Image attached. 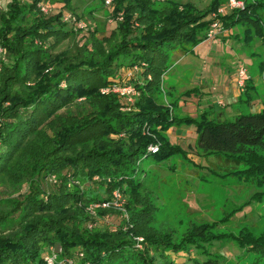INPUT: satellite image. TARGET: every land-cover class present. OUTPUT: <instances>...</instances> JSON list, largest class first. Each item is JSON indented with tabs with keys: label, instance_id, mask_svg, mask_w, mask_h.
Here are the masks:
<instances>
[{
	"label": "trees",
	"instance_id": "16d2710c",
	"mask_svg": "<svg viewBox=\"0 0 264 264\" xmlns=\"http://www.w3.org/2000/svg\"><path fill=\"white\" fill-rule=\"evenodd\" d=\"M38 1L8 0L0 8L5 52L0 57V264H46L42 256L49 247L55 248L53 264H159L163 250L190 249L221 237L210 229L216 221L190 223L178 235L154 226L155 203L143 178L134 174L148 154L156 161L173 154L187 157L165 132L190 124L196 151L241 163L236 171L264 180V106L231 119L208 109L180 114L174 111L177 95L166 99L162 83L174 51L191 52L204 39L236 37L232 28L240 23L245 37L251 32L264 45V0H243L241 7L221 13L216 8L223 0L200 8L190 0H100L97 6L103 11L106 5V16L114 22L100 36L102 24L73 28L60 19L70 0L46 15ZM213 20L220 29L208 37ZM82 29L86 35L78 40ZM64 40L67 44L59 47ZM249 80L242 88L247 103L254 98ZM112 84H131L138 93L128 101L125 94L100 91ZM181 94L196 95L198 87ZM77 99L86 107L73 112L69 106ZM153 142L158 149L151 153L146 146ZM49 174L56 183L45 180ZM69 179L80 185H67ZM115 188L124 196L127 219L114 206L88 207L109 200ZM112 212L120 215L117 224L95 222ZM233 237L264 259V230L253 234L243 227ZM188 264L220 263L207 257Z\"/></svg>",
	"mask_w": 264,
	"mask_h": 264
},
{
	"label": "rangeland",
	"instance_id": "374dc122",
	"mask_svg": "<svg viewBox=\"0 0 264 264\" xmlns=\"http://www.w3.org/2000/svg\"><path fill=\"white\" fill-rule=\"evenodd\" d=\"M7 1L0 0V8H4ZM62 1L50 0L49 4L54 12L62 7ZM190 1L200 8L209 0ZM69 2V7L61 8L63 11H72L73 15L79 16L85 24H88L87 27L101 26L102 24L101 32H97L98 36L109 33L114 22L106 16V5H104L105 10L103 11L101 6H97L100 5V0H70ZM95 4L97 8L89 13L85 12L87 6ZM232 29L237 31V36L230 37L231 46H227L224 49V55L219 57L220 67L228 65L227 68L232 69L235 65L245 66L250 77L249 82L253 85L251 88L253 99L261 100L264 105V66L258 61L264 60V45L251 32L245 37L241 23ZM84 32L85 30L82 29L76 35V39L80 40L82 36H85ZM67 41H62L59 47L65 46ZM233 54L237 57H232ZM2 56H5L4 51ZM178 68L179 65L173 63L162 75L166 99H169V93L166 91L167 84L173 82ZM237 89L239 88L237 87ZM163 90L161 89L160 92L161 97ZM175 90L172 92L175 93ZM240 93V98L230 105L227 104L224 108L220 107L221 100V103L217 104L213 98H209L210 108L215 114L216 111H219L221 117L225 119H231L234 115L232 113L249 112V103L242 100L244 92L240 90ZM77 100L79 101L70 104L69 110L76 112L86 107L81 99ZM174 111L180 114L192 112V110L188 111L178 107ZM189 126L192 125L189 124ZM176 142L187 151V157L173 154L167 159L156 161L148 154L140 159L139 171L134 174L136 177L143 178L146 191L155 203L152 224L160 228H171L173 233L178 235L190 223L216 221V226L210 229L214 233L223 235L209 242L190 246V249L163 250L160 254L159 264H188L193 258L203 260L207 257L217 259L220 264H263L262 257H257L254 251L239 244L233 236H237L243 227L253 234L264 230V180L257 182L250 177H245L241 171H236L243 167L241 163L226 160L222 155H202L195 150L190 131L186 132L185 138L174 140V143ZM73 182L75 180L70 184ZM70 184L68 185L71 186ZM261 190L263 192L259 196H253V193ZM244 200H247L248 203L227 216L230 210ZM223 216H227L226 219L219 221ZM119 219V213L112 212L96 218L95 222L102 226L115 225Z\"/></svg>",
	"mask_w": 264,
	"mask_h": 264
},
{
	"label": "crops",
	"instance_id": "0c3cea01",
	"mask_svg": "<svg viewBox=\"0 0 264 264\" xmlns=\"http://www.w3.org/2000/svg\"><path fill=\"white\" fill-rule=\"evenodd\" d=\"M227 46H231L230 37L226 39L213 38L200 41L193 46L191 52H173L169 67L174 63L178 64L179 68L176 70L173 82L167 84L166 91L169 92L170 97L177 95L179 109L192 110L190 115H195L197 112L209 108L212 115H214L215 112L210 108L209 98H213L217 104H219L217 101L221 100L220 107L223 108L238 98L240 90L237 89L235 83L238 65H235L232 69L227 68L228 65L223 68L220 67L219 57L224 55V49ZM234 55L232 57H237V55ZM193 86L198 87V94H181L184 89ZM173 90H175V93L172 92ZM248 103L250 111H258L264 106L261 100L257 101L256 99H252ZM236 113H232V115ZM189 131L194 140L196 132L193 125L170 126L165 134L170 142H174L178 138H185L186 132L189 133Z\"/></svg>",
	"mask_w": 264,
	"mask_h": 264
},
{
	"label": "built area",
	"instance_id": "2783aa9c",
	"mask_svg": "<svg viewBox=\"0 0 264 264\" xmlns=\"http://www.w3.org/2000/svg\"><path fill=\"white\" fill-rule=\"evenodd\" d=\"M111 0H104L105 4H109ZM155 1H161V0H155ZM243 5V0H225L223 4H220L219 6H217L216 8V12H223L225 11V9H230V8H235V7H241ZM36 6L38 7L39 11L46 15V14H50L53 13L54 11L51 8V5L46 2V1H38L36 3ZM56 12V11H55ZM210 16L213 17L214 13H210ZM120 18V17H118ZM60 19L63 21L68 22L73 28H83L86 24L83 21V19L76 17L75 15L72 14V12L70 11H61L60 14ZM220 29V24L218 22V20H213L209 23V27L206 30V36L210 37L212 36L216 31H218ZM3 50L0 48V57L2 56ZM248 77L247 71L245 66L243 65H238L236 68V76H235V83L237 85V87L239 88L238 90H242L243 85H244V81L246 80V78ZM101 92H107V91H112V92H117L119 94H125L126 95V99L128 101H131L132 98L137 95V89L131 85V84H124V85H119V84H112L111 86H105V87H101L100 88ZM218 103H221V101L219 100ZM144 131L147 132V128H144ZM146 149L148 152H155L158 149V143L157 142H153L150 143L146 146ZM93 179H97V176L94 175ZM45 180L47 182H51V183H56L57 182V178L54 174H49L47 176H45ZM73 180L75 179H69V182L67 183L70 184ZM74 184H78V181L75 180V182H73ZM124 200V196L122 194V192L118 189H113L111 191V198L109 200H105L102 202H98V203H91L89 204V208H92L94 206L100 205V206H114L117 209H119L121 211V216L125 219H127V213L126 211L122 208L123 207V202ZM91 224L88 223L87 226H90ZM136 245L139 247L140 243L139 240H141L140 236H136ZM55 248L53 247H49L48 251H46L43 254V260L45 261L46 264H53L54 262V258H55ZM59 249V247L57 248ZM77 256L79 257L81 255L80 251H76ZM68 262H70V259H67Z\"/></svg>",
	"mask_w": 264,
	"mask_h": 264
}]
</instances>
